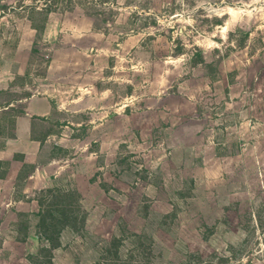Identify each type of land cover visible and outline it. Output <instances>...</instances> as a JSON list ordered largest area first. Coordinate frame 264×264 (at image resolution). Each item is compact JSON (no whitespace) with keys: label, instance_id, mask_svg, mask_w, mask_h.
<instances>
[{"label":"rangeland","instance_id":"obj_1","mask_svg":"<svg viewBox=\"0 0 264 264\" xmlns=\"http://www.w3.org/2000/svg\"><path fill=\"white\" fill-rule=\"evenodd\" d=\"M0 264H264V0H0Z\"/></svg>","mask_w":264,"mask_h":264},{"label":"crops","instance_id":"obj_2","mask_svg":"<svg viewBox=\"0 0 264 264\" xmlns=\"http://www.w3.org/2000/svg\"><path fill=\"white\" fill-rule=\"evenodd\" d=\"M31 100H33V98L32 99L30 98V100L27 101L28 102V105H27V108H25V110H27V112H29V113L32 112V101Z\"/></svg>","mask_w":264,"mask_h":264},{"label":"trees","instance_id":"obj_3","mask_svg":"<svg viewBox=\"0 0 264 264\" xmlns=\"http://www.w3.org/2000/svg\"><path fill=\"white\" fill-rule=\"evenodd\" d=\"M46 4H48V3H46ZM44 8H48V5H46ZM51 11V10H50Z\"/></svg>","mask_w":264,"mask_h":264}]
</instances>
